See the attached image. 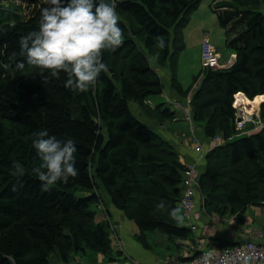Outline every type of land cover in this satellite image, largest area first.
I'll return each instance as SVG.
<instances>
[{"label": "trees", "instance_id": "trees-1", "mask_svg": "<svg viewBox=\"0 0 264 264\" xmlns=\"http://www.w3.org/2000/svg\"><path fill=\"white\" fill-rule=\"evenodd\" d=\"M1 1L0 264H48L54 252L64 261L71 252H82L101 254L109 262L112 237L120 235L111 206L135 223L146 247L152 231L189 238L192 230L179 205L189 161L176 140L142 121L130 102L159 124L176 120V109L148 100L164 92L159 70L166 66L174 100L185 99L200 79L190 106L207 140L238 133L236 96L263 101L264 0H216L214 11L236 58L228 67H202L188 86L178 76L179 53L183 30L202 0H115L124 42L103 53L109 71L86 92L65 88L64 73L45 82L50 73L19 55L20 37L38 30L42 0ZM21 61L23 68L17 66ZM262 115L255 132L207 152L199 182L209 213L229 210L241 218L249 206L264 204V103ZM40 130L62 141L74 139L78 149L77 177L47 192L32 171L41 163L32 145L33 133ZM13 161L26 170L20 181ZM173 212L182 219L173 218Z\"/></svg>", "mask_w": 264, "mask_h": 264}, {"label": "clouds", "instance_id": "clouds-1", "mask_svg": "<svg viewBox=\"0 0 264 264\" xmlns=\"http://www.w3.org/2000/svg\"><path fill=\"white\" fill-rule=\"evenodd\" d=\"M42 3L45 6L41 8L38 30L20 37L19 55L29 65L50 73V77L44 76L45 82L50 78L59 79L64 73L65 88L88 91L96 85L102 72L109 71L103 62V53L121 47L124 42L115 0H42ZM163 46L161 40L159 47ZM16 55L14 52L11 58ZM17 66L23 68L24 61ZM32 145L41 160L39 167L32 171L41 182L42 191L77 177L78 149L74 139L62 141L40 130L33 133ZM13 169L18 181L26 174L19 161H13ZM172 215L182 219L175 212Z\"/></svg>", "mask_w": 264, "mask_h": 264}, {"label": "crops", "instance_id": "crops-1", "mask_svg": "<svg viewBox=\"0 0 264 264\" xmlns=\"http://www.w3.org/2000/svg\"><path fill=\"white\" fill-rule=\"evenodd\" d=\"M216 2L214 0V7ZM235 58L236 54L230 57L228 63H222H225L228 67L235 61ZM158 67L157 65L156 68L159 70ZM159 73L169 86V73L162 70H159ZM178 76L181 80L180 73H178ZM181 81L183 84L185 83L184 80ZM160 99L158 98V100ZM245 104L247 105V100H245ZM161 127L165 130V124ZM164 132V136L170 139H176L175 134H178V132L170 130ZM177 145H179L178 150L184 155V149L180 143L178 144L177 142ZM185 156L188 157L187 153ZM111 211L113 219L119 223L118 232L120 238L119 240L113 239L114 256L113 258L110 257L109 262L105 263L101 254L94 256L93 254L80 252L74 254L73 260L69 259L65 262L58 260L56 256L52 255V261L50 260L51 263L48 264H165L167 260L173 258L196 254L198 251L196 245L199 237L204 239L207 247L212 245L223 247L227 244L244 240L264 244V204L249 206L240 218L239 215L232 214L229 210L223 214H211L206 210L205 206H202V201L198 199L196 211L200 225L199 230L192 231L189 238H171L160 231L148 232L147 241L150 247H146L138 238L139 229L132 220L126 218L122 211L112 206ZM119 244L121 248H119Z\"/></svg>", "mask_w": 264, "mask_h": 264}, {"label": "rangeland", "instance_id": "rangeland-1", "mask_svg": "<svg viewBox=\"0 0 264 264\" xmlns=\"http://www.w3.org/2000/svg\"><path fill=\"white\" fill-rule=\"evenodd\" d=\"M10 1H14L15 3H24V0H4V3L2 1L1 2L5 5H8ZM213 2L214 0H202V2L199 4L197 9H195L190 15L189 23L183 30L184 48L179 53L178 69L180 73V78L181 80H184L185 86H188L192 83L194 75L198 74L203 67V65L201 67L202 57L199 59V53L201 56L202 41L205 33L210 34L214 47L220 53V56L222 58L221 62L228 63L230 57L235 56L236 54V49L227 45L226 43V31L224 28L220 26L217 14L214 11ZM203 11H205V13H203ZM151 62L155 67L157 66L156 61L152 59ZM161 70L169 73V81H170L169 69L166 66H163L161 67ZM163 81L165 84L164 92L161 94L151 95L149 96L148 100L152 105H154L155 103L157 104V103L165 102L172 109H176L177 111L176 120L165 119V121L163 122V124H165V130H163L161 127L163 126V124H159L160 122L155 117L152 116L150 117L149 115H146L137 102L135 101L130 102L131 109L137 116L140 117L142 121H144L146 124L150 126H153L156 129V131L161 133L163 136L165 133L164 131L170 130L172 132L173 131L178 132V134H175L176 145L177 142L178 144L180 143V145L184 149V155H183L184 158L187 161H189V163L196 165L198 170V175L200 177L201 173L205 169L207 150L210 149V144L212 142V139L207 140L205 138L206 136L203 131V124H201L200 122H195L194 126H195L196 135L202 140L203 144L205 145L204 151L198 150L196 148L197 145L192 144L190 141H187V143H185L179 137H177V135L183 134V132H186L187 136L190 135L191 133L190 122L186 118V115L182 110H179L173 106L172 101L175 99L176 94L174 91L171 90L170 84L168 86V84L165 82L164 79ZM199 81L200 79L198 80V82L193 87V90H191V92L186 96L185 99H179L180 103L187 104L189 100L191 102V99L193 97L195 89L199 84ZM236 97L237 98L235 105L237 107V113L239 110H241L243 111V113H247L248 115H253L256 121L262 120L263 122L262 106L264 103V95H263V101L261 97H257V98L255 97L254 99H248L249 102L247 103V105L245 104V98L247 97L244 95V93H240ZM158 98L161 99L158 100ZM166 104L164 106H166ZM259 125L260 124L257 122L256 123L249 122L248 125L245 127L246 129H238L237 121H236V130L238 131V133L228 138L224 136L223 137L226 139L227 142L228 140H231V137L233 136L255 132L260 127ZM178 149H179V145H177V150ZM186 153L188 157L185 156ZM100 191L104 200L108 203V198L106 197L104 189L100 188ZM77 194L79 193L77 192ZM197 196L198 199L202 201V206L204 207L201 185L200 188L198 189ZM74 254L75 253L73 252L69 254L70 260L74 259ZM53 255L56 256L58 260L60 259L61 261L65 262L57 252H54ZM51 261L49 263H51Z\"/></svg>", "mask_w": 264, "mask_h": 264}, {"label": "built area", "instance_id": "built-area-1", "mask_svg": "<svg viewBox=\"0 0 264 264\" xmlns=\"http://www.w3.org/2000/svg\"><path fill=\"white\" fill-rule=\"evenodd\" d=\"M201 57L203 67H227L226 64L221 63L220 53L215 49L209 33L204 34ZM172 102L175 108L185 113L186 118L190 122V135L187 136V133L183 132V134L177 135V137L185 143L190 141L192 144L197 145L196 148L198 150L204 151L205 145L195 132L191 106L189 104L190 100L187 104L180 103L177 99ZM236 121L238 129H246L245 127L249 122H257L260 124L259 126L263 124L262 120L256 121L253 115L243 113L241 110H239L236 115ZM233 137H231V139ZM211 139L210 149L207 150V152L226 143V139L221 135H217ZM199 188L200 182L197 167L195 164L189 163L184 172L182 196L179 205L185 218V225L190 227L193 232L198 231L200 226L197 220L198 213L196 211ZM119 238V235H115L112 237V240H119ZM119 248H121L120 244ZM196 248L199 251L198 254L173 258L167 260L165 264H264V244H259L251 240L239 241L235 244H227L223 247H217L215 245L207 247L204 239L199 237Z\"/></svg>", "mask_w": 264, "mask_h": 264}, {"label": "water", "instance_id": "water-1", "mask_svg": "<svg viewBox=\"0 0 264 264\" xmlns=\"http://www.w3.org/2000/svg\"><path fill=\"white\" fill-rule=\"evenodd\" d=\"M239 94H240V93H239ZM125 201H126V199H125ZM198 253H199V251L196 252V254H198Z\"/></svg>", "mask_w": 264, "mask_h": 264}, {"label": "bare ground", "instance_id": "bare-ground-1", "mask_svg": "<svg viewBox=\"0 0 264 264\" xmlns=\"http://www.w3.org/2000/svg\"><path fill=\"white\" fill-rule=\"evenodd\" d=\"M245 100H247V99H245ZM249 102V100H247V103Z\"/></svg>", "mask_w": 264, "mask_h": 264}]
</instances>
